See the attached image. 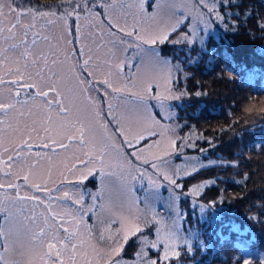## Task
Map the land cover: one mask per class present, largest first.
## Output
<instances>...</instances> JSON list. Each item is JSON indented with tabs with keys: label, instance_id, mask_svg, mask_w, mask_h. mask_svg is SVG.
Masks as SVG:
<instances>
[{
	"label": "snow or ice",
	"instance_id": "1",
	"mask_svg": "<svg viewBox=\"0 0 264 264\" xmlns=\"http://www.w3.org/2000/svg\"><path fill=\"white\" fill-rule=\"evenodd\" d=\"M8 2L6 10L0 0V264H170L167 224L153 212L141 227L134 197L127 215L113 211L111 192L120 185L131 193L138 175L147 176L135 162L149 161V138L126 130L131 97L143 95L135 87L140 44L126 37L165 44L192 17L156 32L149 22L159 0H56L46 10ZM196 3L219 20L228 7V0ZM257 27L264 33V21ZM194 38L193 31L188 42ZM155 87L149 82L147 91ZM141 233L151 238L129 255ZM104 241L111 246L98 248Z\"/></svg>",
	"mask_w": 264,
	"mask_h": 264
},
{
	"label": "rangeland",
	"instance_id": "2",
	"mask_svg": "<svg viewBox=\"0 0 264 264\" xmlns=\"http://www.w3.org/2000/svg\"><path fill=\"white\" fill-rule=\"evenodd\" d=\"M239 1H249L251 4H256V12L258 13L257 18L259 19L249 22L243 27L245 36L240 33L236 34V36H243L242 39H247L255 34L257 22L264 19V0H235V2L228 0V6L230 3L237 4ZM23 3L25 6L30 5L46 10L50 6H55L56 0H23ZM259 4L261 8H258ZM4 6L6 10L11 6L8 0H5ZM230 10L227 7H221L220 15L224 18L219 20L216 18V14L202 9L196 0H159L157 15L149 22L151 31L159 32L162 28L175 25L186 14L192 19L175 34L169 36L168 42L165 44L157 43L153 46L146 42H137L133 37H126L127 40L140 44L139 49H133L137 52L135 63L141 67V73L136 78L135 87L138 93H143L142 96L131 97L133 104L127 107L129 110L135 109V111L132 119L127 123L126 130L129 136H146L149 138L143 146V151L149 156V161L147 163L143 161L135 163L138 167L143 168L147 176L152 178V183L149 182L147 176L140 174L132 182L133 191L131 193L123 186H114L111 192L112 210L127 215V199L129 197L136 198L142 213L138 221L141 227L145 225V219L150 221L152 213L155 212L157 218L167 224L165 231L171 232L169 242L176 255L170 264H201L200 261L206 257L208 264H225L228 260H225L227 257L223 260L217 257L214 263L212 255L216 253V250L215 248L209 249V244H206L204 240L207 236L214 234L215 231L206 225L203 229V225L205 223L213 224L217 217L226 213L238 214L244 219L246 215V205L238 206L237 212L239 213L229 211L226 208H219L211 200L217 193H210L205 190L213 184L219 188L222 181H228L227 178H233V176L227 173L216 177L210 173H204V169H208L207 167H216L221 163L218 158L210 156V150L217 143H210L211 139L209 138L199 139L195 129L188 124H190L194 114L196 116L201 107L205 105L204 100L206 98L197 95L194 88H189L188 93L186 83L178 85L177 88L175 84L179 75L184 79L194 71L199 72L196 80H203L204 88L209 86L207 82L211 78L217 81L227 77V63L223 59L219 63L216 58L226 57L224 54L220 56L217 54H219L222 43L231 42L230 34L235 30L232 24L238 22V19L234 20L231 16L224 15ZM130 11L132 15H137L135 8ZM148 11L151 13L153 9L149 8ZM140 18H143L142 14ZM244 21L246 20L244 19ZM193 23H195V29L192 28ZM62 25L63 21H59L54 26V30L58 33L62 30ZM193 31L195 32L194 42L189 43ZM176 40L180 42H172ZM259 40V43H247L245 45L248 55H263L264 37ZM254 59L257 60L258 58ZM259 60L263 61L264 58ZM204 73H212L211 78H207L209 74L205 75ZM149 82L156 85L151 92L147 91ZM218 83V85L223 84L221 81ZM223 86L227 91L220 92L221 99L219 94L215 93L208 100V108H210L208 111L216 109L222 111L215 119L216 123L213 124L221 125L226 120L234 118L236 120L235 126L243 123L236 130L240 131L264 121V94L255 95L242 91L238 92L230 85ZM208 91H211L210 86ZM227 93L230 94L231 99ZM206 95L208 97V94ZM198 97L199 99H197ZM193 99L197 100L196 104L190 103ZM180 102L183 103V110L177 106V103ZM226 103L228 104L226 105ZM103 111L104 113L107 112L106 106L103 107ZM108 120L110 117L105 115L104 121L107 122ZM181 127L185 130H181ZM113 129L114 125H110L109 131ZM236 131L230 133L227 137L228 140L234 137ZM198 139L204 143H198ZM242 146L245 145L237 142L235 148H240L243 151ZM244 152L243 158L252 160L257 172L258 180L255 176L250 175L249 184L250 182L261 183V177H264V149L253 147ZM153 164L156 167H153ZM246 171L247 169L242 166V172ZM92 184H96V181H93ZM92 184L89 187H92ZM181 185L182 187H180ZM249 187L245 186L244 190L246 191ZM205 191H207L206 194H204ZM239 194L242 196L240 191L237 193L228 191L225 192L224 196L220 194L218 197L223 199L227 196L234 200ZM258 199L257 197L250 202H259ZM252 210L258 209L253 207ZM134 229L135 223L128 225L127 230L129 232L134 231ZM218 234L223 235L224 232L219 229ZM149 238H151L150 233H141L138 238L134 236L129 242L130 248L127 249V253L131 255L137 248H142L144 242ZM111 243L110 241L98 242L97 247L106 249L111 246ZM238 246L241 249V255L232 256L228 264H264V251L257 248L254 250L240 242H238ZM99 264H103V261H100Z\"/></svg>",
	"mask_w": 264,
	"mask_h": 264
},
{
	"label": "trees",
	"instance_id": "3",
	"mask_svg": "<svg viewBox=\"0 0 264 264\" xmlns=\"http://www.w3.org/2000/svg\"><path fill=\"white\" fill-rule=\"evenodd\" d=\"M244 4L245 6H243ZM227 8L231 9V13H239V15H231L232 19H238L237 24H232L235 27V30L230 34L231 42L228 44L225 42L222 43L219 54H217V56L224 54L226 57L216 58L219 63H221L220 61L222 59L227 63V77H223L221 80L216 81L214 78H211L212 73H208L209 76H207V78H211V80L207 83L209 84L211 91H208L209 86L204 88L203 80H196L197 73H199L198 71H194V73H190V75L186 76L184 78L185 81L178 73L179 79H177L175 83L176 88L178 85L186 83L187 92L189 88H194L197 95L201 98H206L204 100V102H206L205 105L201 107L200 112H198L196 116L194 114L193 119L190 124H188L195 129L199 135V139L209 138L211 139L210 143H217L214 148L210 150V156L218 158L221 160V163L216 167H207L208 169H204V173H210L216 177L226 175L227 173H230L233 176V178L228 177V181H222L219 188L213 184V186L211 185L205 190H208L210 193H217V195L214 194L211 200L213 203L217 204L219 208H226L229 211L239 213L237 212L238 206L246 205L245 219L238 214L230 215L225 212L226 214L217 217L213 224L205 223L203 225V229L207 226L213 228L215 231L214 234L207 236L206 240H204L206 244H209V249L212 250L215 248L216 250V253H213L212 255L214 263L217 257L221 258V260L227 257L225 260H228L225 264H228V261L232 256L241 255V249L238 246V242L249 248H253L254 250L257 248L264 251V177H261L262 181L259 184L251 182L249 184L248 179L250 175L255 176L256 180H258L256 177V166L252 160L243 158L245 155L244 151L247 152L249 148L260 147L264 149V121L259 122L250 128L246 127L247 129L243 128L240 131H236L243 125V123L235 126L236 120L231 118L223 122L221 125H215L213 123H216L215 119L222 111L219 109L208 111V109H210L208 108L209 98L215 93L220 96V92L227 91L223 85H230L238 92L242 91L255 95L264 94V53L262 56L248 55L245 50V45L247 43H259V39L264 37V33H262L257 27L255 34L249 36L247 39H242L243 36H236L237 33L244 34L245 36V32L242 30L245 24L247 25L249 22L259 19L257 18L258 13L256 12V4H251L249 1H239L237 4L230 3ZM258 8H261L260 4L258 5ZM248 11H251L252 16L244 21L245 14L243 13H247ZM261 21H264V19ZM254 58L258 59L256 60ZM259 59H262L263 61H260ZM219 81L223 82V84L218 85ZM206 94H208V97ZM227 95L231 99L230 94L227 93ZM197 99H199V97ZM225 100L228 101L227 98H225ZM196 101V99H193L190 103L196 104ZM227 104L228 103H226V105ZM177 106L180 110H183V103H177ZM182 128L183 127L180 129L185 130ZM233 131H236V134L228 140L227 137ZM237 142L245 145L242 146L243 151H241L240 148H235ZM198 143L204 142L199 141ZM242 166L247 169L246 172H242ZM245 186L250 187L245 191ZM228 191L233 193L240 191L242 192V196L239 194L234 200H231L227 196L223 199L218 197L220 194L224 196L225 192ZM206 192L207 191H205L204 194H206ZM257 197L259 198V202H250V200ZM253 207H257L258 210H252ZM219 229L224 232L223 235L218 234ZM206 258L200 261L201 264H208Z\"/></svg>",
	"mask_w": 264,
	"mask_h": 264
}]
</instances>
